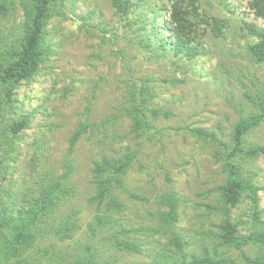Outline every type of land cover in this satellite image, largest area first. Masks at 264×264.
I'll return each mask as SVG.
<instances>
[{"label": "rangeland", "instance_id": "obj_1", "mask_svg": "<svg viewBox=\"0 0 264 264\" xmlns=\"http://www.w3.org/2000/svg\"><path fill=\"white\" fill-rule=\"evenodd\" d=\"M67 5L68 15L54 18L49 25L52 54L34 79L17 90V113L31 112L32 121L19 141V157L11 163L1 197L18 207L13 204H20L29 193L34 168L43 165L60 170L72 131L89 117L95 127L83 134L75 147L71 181L76 196L69 202L80 209L82 230L72 240L52 239L51 246L47 241L44 248L31 249L21 262L12 258L0 264H70L73 253L82 252L89 242L104 258L129 264L145 261L140 255L102 247L87 230V222L97 210L89 201L95 190L92 163L102 155H117L127 146L139 150L126 178L127 187L148 198L133 200L120 193L132 209L127 210V216L136 220L134 209L148 221L145 210L155 209L158 194L175 191L184 199L180 224L197 237H206L216 219L214 215L212 220L206 217V205L217 204L216 187L225 176L213 160L211 148L186 129L205 127L229 138L241 106L249 105L244 92L256 90L264 82V62L251 60L246 51L251 38L241 26L243 20L259 25L264 21L255 17L247 0H200L203 12L223 18L227 25L222 37L206 34V53L190 61L172 55L152 56L130 41L126 21L113 13L108 0H68ZM20 15L18 11L15 17ZM129 76L150 77L158 93L154 105L171 111L168 117L160 116L155 123L160 132L153 130L152 140L143 145L131 133L130 120L119 116ZM176 127L184 129H170ZM246 139L264 144V122ZM244 172L256 173L264 209V156L245 164ZM249 212L250 201L245 199L232 213L242 222L240 231L245 235L254 228L246 216ZM230 253L237 264H250L237 249Z\"/></svg>", "mask_w": 264, "mask_h": 264}, {"label": "trees", "instance_id": "obj_2", "mask_svg": "<svg viewBox=\"0 0 264 264\" xmlns=\"http://www.w3.org/2000/svg\"><path fill=\"white\" fill-rule=\"evenodd\" d=\"M113 13L126 21L130 41L152 56H174L194 60L206 53V34L222 37L226 21L201 10L200 0H108ZM255 17L264 21V0H247ZM68 0H0V263L21 257L51 240H72L82 230L80 209L69 205L76 196L71 181L73 153L79 139L95 125L90 118L77 123L69 138L61 169L34 168L29 193L13 207L1 194L11 163L17 162L19 141L32 121L31 112L17 113V90L30 82L53 52L49 25L54 18L66 17ZM21 12L20 18L15 15ZM87 16V15H86ZM85 17V16H84ZM87 18V17H85ZM12 22L9 26L7 22ZM241 28L251 40L246 51L255 63L264 62V25L243 20ZM118 108L119 116L130 120V131L140 145L152 140L156 122L171 111L154 105L156 85L150 77L129 76ZM245 102L228 139L214 129L187 128L191 136L211 148L224 180L216 187L217 204L206 205V217L213 229L203 238L186 230L181 223L184 199L175 191H163L155 200V209L145 210L149 220L133 209L137 219L127 216L131 210L120 193L131 199L148 201L128 189L126 178L138 159V149L127 146L117 155H102L91 166L94 193L90 203L96 212L87 222L91 239L102 247L136 254L145 261L131 264H237L230 253L237 249L250 264H264V209L260 207L256 173L244 172L245 164L264 156V144L248 142L247 135L264 122V82L256 90L245 91ZM119 116H114L115 118ZM171 130L181 131L176 127ZM11 198V195H9ZM249 199L252 230L247 235L233 217V210ZM207 233V231H206ZM204 233L202 232V235ZM199 235V234H198ZM245 248H248L245 249ZM70 264H129L107 259L89 242L82 252L73 253Z\"/></svg>", "mask_w": 264, "mask_h": 264}]
</instances>
